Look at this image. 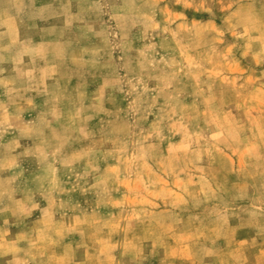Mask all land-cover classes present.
I'll return each mask as SVG.
<instances>
[{
  "label": "rangeland",
  "instance_id": "1",
  "mask_svg": "<svg viewBox=\"0 0 264 264\" xmlns=\"http://www.w3.org/2000/svg\"><path fill=\"white\" fill-rule=\"evenodd\" d=\"M0 264H264V0H0Z\"/></svg>",
  "mask_w": 264,
  "mask_h": 264
}]
</instances>
